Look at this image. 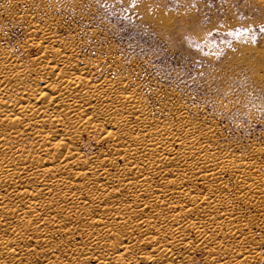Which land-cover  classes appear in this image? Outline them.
<instances>
[{"label": "bare ground", "instance_id": "6f19581e", "mask_svg": "<svg viewBox=\"0 0 264 264\" xmlns=\"http://www.w3.org/2000/svg\"><path fill=\"white\" fill-rule=\"evenodd\" d=\"M48 24L0 44V264H264V145Z\"/></svg>", "mask_w": 264, "mask_h": 264}, {"label": "rangeland", "instance_id": "374dc122", "mask_svg": "<svg viewBox=\"0 0 264 264\" xmlns=\"http://www.w3.org/2000/svg\"><path fill=\"white\" fill-rule=\"evenodd\" d=\"M25 16L106 61V72L139 83L154 105L185 103L223 138L264 145V2L0 0V44L16 53Z\"/></svg>", "mask_w": 264, "mask_h": 264}, {"label": "snow or ice", "instance_id": "6c2138e0", "mask_svg": "<svg viewBox=\"0 0 264 264\" xmlns=\"http://www.w3.org/2000/svg\"><path fill=\"white\" fill-rule=\"evenodd\" d=\"M262 31H264V29H262ZM243 35H244V33H243V32H241V33H240V36L242 37Z\"/></svg>", "mask_w": 264, "mask_h": 264}]
</instances>
